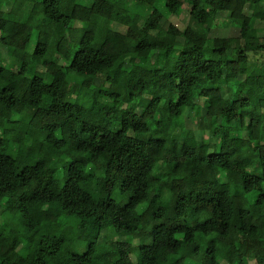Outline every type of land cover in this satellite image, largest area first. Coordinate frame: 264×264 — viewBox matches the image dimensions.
<instances>
[{"label": "trees", "instance_id": "1", "mask_svg": "<svg viewBox=\"0 0 264 264\" xmlns=\"http://www.w3.org/2000/svg\"><path fill=\"white\" fill-rule=\"evenodd\" d=\"M185 2L190 23L163 26ZM260 5L0 0V48L12 58H0V264H133L125 241L96 255L108 227L139 237L138 264L192 259L206 238L202 264H264V61L252 57L264 38L250 12ZM221 14L238 36L210 37ZM103 73L115 91L68 100V81L90 89ZM139 98L158 119L137 111ZM188 110L208 138L175 125ZM65 217L91 232L84 253L50 231Z\"/></svg>", "mask_w": 264, "mask_h": 264}, {"label": "rangeland", "instance_id": "2", "mask_svg": "<svg viewBox=\"0 0 264 264\" xmlns=\"http://www.w3.org/2000/svg\"><path fill=\"white\" fill-rule=\"evenodd\" d=\"M149 3H153L154 0H146ZM112 6L111 3L107 5V9L111 10ZM1 13L0 15L3 16L5 12L8 11L7 7L0 6ZM160 9L163 11V7H160ZM249 12V10H248ZM251 15L254 16L257 19V27L259 28V34L262 38H264V5L263 6H257L254 11H250ZM250 14V13H249ZM23 19H28L30 17H35V21H38L37 18L40 17L39 14L33 13V15L30 16V13L26 10L25 15H21ZM190 23L189 19V13L187 8V3L185 2L184 6L180 9L179 13L176 16H170L169 19H165L162 22V25L167 27L169 24H174L180 29H184L188 24ZM116 29H119L120 27L118 25H114ZM210 37H234L239 35V30L237 27H235L234 24H232L228 18L226 17V14H221L217 17L214 27L209 33ZM37 43V37L36 34L33 35L32 40L29 45V52L34 50ZM252 57L255 60L264 61V55H252ZM0 58H2L3 62L5 64L11 63L12 58L9 54V52L5 48H0ZM20 65V63H17ZM140 69L139 67L133 66L130 73H136ZM66 71V70H65ZM42 73V68L37 71V74ZM67 74L64 71L60 70L59 75ZM129 73L127 72H118L115 74L116 81L118 83H123L128 77ZM107 74L103 73V75H100L99 78L94 81V85L90 89H85L80 85L77 79H74V81H68L65 85L66 90L71 89V91L68 94V100L75 99L79 100L81 102H84L86 104H90L93 99L94 95V88H103L107 89L108 91H115V87L111 83H106ZM242 80L244 81V77H242ZM78 85H77V84ZM253 96H255V91L253 92ZM137 106V111L139 113H144L147 117H155L158 119V117L150 111H147L146 106L144 107L143 101L139 98L135 102ZM23 108L22 105L18 106V110H21ZM29 113H32L31 110H28ZM198 118L192 115L191 110H188L186 112V117L184 119H179L175 122L176 126H187L189 128H192L196 131L197 135L200 136L204 134L207 138L209 137V132H203L199 130V123ZM111 126V124L109 125ZM114 127V126H112ZM214 141V138L212 137V142ZM158 170L160 172L165 171L164 164L158 165ZM110 196L116 200L119 204L124 205L127 202V197L121 194L120 190L118 188H114L112 192L110 193ZM144 208V205H141L139 209ZM1 221V218H0ZM59 226H54L50 230L53 234L58 236H64L66 239L64 248L65 250L75 252V253H84L88 247L90 246L91 242V232L90 231H83L79 228V222L76 218L66 219V217L58 223ZM42 232H48V231H42ZM116 241H125L129 242L131 246L133 247V252L131 254V260L133 264H138L139 260V253H138V245H139V237L134 236L132 233H119L116 232L112 227L106 228L102 233L98 241L94 244L96 255L99 251H101L103 248L108 247L111 245V243H114ZM207 241V238H206ZM204 240L199 241V253L192 259L181 257L178 261V264H202L203 260L205 258V253L207 249V242ZM20 254H26L28 252V249L26 248V243L21 245L19 247ZM94 264H101L100 260L95 257ZM250 264H255L254 262H250Z\"/></svg>", "mask_w": 264, "mask_h": 264}, {"label": "bare ground", "instance_id": "3", "mask_svg": "<svg viewBox=\"0 0 264 264\" xmlns=\"http://www.w3.org/2000/svg\"><path fill=\"white\" fill-rule=\"evenodd\" d=\"M198 120V119H197Z\"/></svg>", "mask_w": 264, "mask_h": 264}]
</instances>
